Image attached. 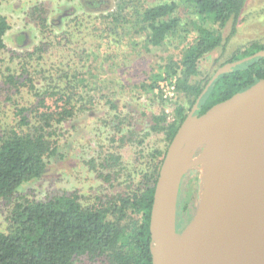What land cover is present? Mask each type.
Wrapping results in <instances>:
<instances>
[{"label": "trees", "instance_id": "obj_1", "mask_svg": "<svg viewBox=\"0 0 264 264\" xmlns=\"http://www.w3.org/2000/svg\"><path fill=\"white\" fill-rule=\"evenodd\" d=\"M247 1L176 0L133 11L147 45L159 48L178 38L184 46L178 60L170 58L161 68L164 75L177 77L176 94L169 99L175 101L173 120H168L164 111L142 113L144 137L163 133L169 144L195 104V114L201 115L264 80V44L257 41L220 62L239 32ZM81 3L91 12L99 10L95 1ZM179 3L193 19L191 27L185 25L181 31ZM119 17V11L100 16L116 22ZM9 30L7 19L0 15V56L6 52L4 38ZM51 51L55 58H61L58 65L50 62L48 66ZM67 51L54 49L52 41L39 43L25 53L10 52L5 69L0 66V200L11 204L8 227L0 232V264H152L149 219L166 151L151 153L141 175L137 179L129 176V190L121 195L89 202L77 194L41 201L17 197L24 184L45 175L53 160L69 157L70 153L60 151L66 143L60 135L63 126L95 105L84 80L79 79L82 72L72 65ZM217 52L221 54L213 61L217 67L211 74L202 75L203 60ZM227 63L237 65L222 72L203 93L216 69ZM162 73L153 75L151 83L143 86L148 93L158 88ZM106 103L109 109L104 118L122 140L121 136L131 133L132 125L114 100ZM82 162L103 183L125 173L122 156L103 149ZM196 195L190 185H183L177 218L186 213L184 226L196 210Z\"/></svg>", "mask_w": 264, "mask_h": 264}, {"label": "rangeland", "instance_id": "obj_2", "mask_svg": "<svg viewBox=\"0 0 264 264\" xmlns=\"http://www.w3.org/2000/svg\"><path fill=\"white\" fill-rule=\"evenodd\" d=\"M85 1L88 5L95 1L99 10L91 12L89 6L83 7L82 0H0V15L10 25L4 38L6 52L0 56V64L4 62L1 69L8 64L10 52L25 53L39 43L52 41L54 49L68 50L65 55L82 72L79 79L84 80L89 99L95 104L90 112L63 126L60 135L66 143H62L60 151L70 153L69 157L64 161L61 158L53 160L41 179L19 189L18 198L41 201L56 195L77 194L83 202H89L97 197L106 199L124 194L129 190V176L137 179L149 155L157 150L165 152L170 144L163 133L143 136L146 123L142 113L164 111L168 120H173L175 101L169 102V99L176 94L177 77L164 75L161 68L170 58L178 60L184 46L178 38L159 48L147 45L133 11L176 0ZM114 11L120 14L117 22L100 18ZM177 15L180 17V31L185 25L191 27L192 16L180 3ZM254 41L264 44V0L247 1L239 32L230 41L220 62ZM220 55L217 52L203 60L200 65L202 75L215 70L217 66L213 61ZM49 56L48 66L50 62L60 63L61 58H55L52 51ZM159 73L162 78L158 80V88L148 93L143 86L149 85L153 75ZM107 100H114L119 112L128 117L126 122L132 125L131 133L121 136L122 140L104 118L109 109ZM102 149L122 156L124 176L103 183L87 171L82 161L96 156ZM206 150L207 146L200 148L195 164L183 178L184 184L190 185L197 193L196 207L204 176L210 171V166L206 173L202 170ZM10 208V202L0 200V232H5L8 227ZM178 225L179 220L176 229L180 232L182 229Z\"/></svg>", "mask_w": 264, "mask_h": 264}, {"label": "water", "instance_id": "obj_3", "mask_svg": "<svg viewBox=\"0 0 264 264\" xmlns=\"http://www.w3.org/2000/svg\"><path fill=\"white\" fill-rule=\"evenodd\" d=\"M237 63L218 68L203 93ZM197 111L195 104L180 124L158 173L149 219L151 262L264 264V80ZM204 146V157L214 153L210 171L192 218L177 232L180 185Z\"/></svg>", "mask_w": 264, "mask_h": 264}, {"label": "bare ground", "instance_id": "obj_4", "mask_svg": "<svg viewBox=\"0 0 264 264\" xmlns=\"http://www.w3.org/2000/svg\"><path fill=\"white\" fill-rule=\"evenodd\" d=\"M213 151L212 150H209L207 153H206V155H205V161H204V163L202 164V170H203V172H207V170L209 169V166H211V160H212V158H213Z\"/></svg>", "mask_w": 264, "mask_h": 264}, {"label": "flooded vegetation", "instance_id": "obj_5", "mask_svg": "<svg viewBox=\"0 0 264 264\" xmlns=\"http://www.w3.org/2000/svg\"><path fill=\"white\" fill-rule=\"evenodd\" d=\"M183 185H185L184 184V182H183V180H182V183H181V185H180V192H179V195H178V200H177V212H179V205H178V203H179V201H180V194H181V192H182V188H183ZM179 220V224H181L182 226H180L179 228L180 229H183L185 226H184V224H185V220H186V213L182 216V217H180V219L179 218H177V221ZM180 221H182V222H180ZM184 226V227H183ZM183 227V228H182Z\"/></svg>", "mask_w": 264, "mask_h": 264}]
</instances>
